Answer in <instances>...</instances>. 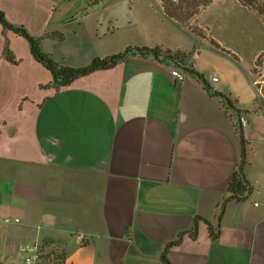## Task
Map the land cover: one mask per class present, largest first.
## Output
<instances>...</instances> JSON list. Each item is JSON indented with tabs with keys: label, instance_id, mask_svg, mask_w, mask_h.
Segmentation results:
<instances>
[{
	"label": "crops",
	"instance_id": "crops-1",
	"mask_svg": "<svg viewBox=\"0 0 264 264\" xmlns=\"http://www.w3.org/2000/svg\"><path fill=\"white\" fill-rule=\"evenodd\" d=\"M71 3L0 10L67 66L129 54L55 88L0 22V264H29L48 244L63 264H264V98L251 73L264 48H241V1L213 0L190 22L197 32L151 0L85 1L62 19ZM49 28L63 41L42 39ZM155 47L184 52L195 74L135 53ZM241 116L253 189L237 200Z\"/></svg>",
	"mask_w": 264,
	"mask_h": 264
},
{
	"label": "trees",
	"instance_id": "trees-1",
	"mask_svg": "<svg viewBox=\"0 0 264 264\" xmlns=\"http://www.w3.org/2000/svg\"><path fill=\"white\" fill-rule=\"evenodd\" d=\"M98 0H86V5L91 6L94 5ZM213 0H151L155 7H158L163 15L172 20L175 24H177L181 28H188L192 32H197L198 29L192 25L190 22L205 8L207 7ZM241 4L251 10H254L261 16H264V0H240ZM58 16L53 15V21L57 20ZM0 22L7 29L12 30L13 32L21 35L25 39L28 40L31 53L39 61L42 63L52 74L53 84L55 88H61L64 86L70 85L77 78L87 75L91 72L100 69H107L115 66L118 62L125 59L129 52L125 51L123 53L115 54L109 56L107 58H96L89 66L84 68H76L67 66L56 59L53 56L41 48V41L39 38L33 37L28 30L23 25H13L8 22L6 19L4 12L0 10ZM65 35L62 31L51 30L50 28L45 31L42 35V39H47L51 41H63ZM154 51V52H153ZM152 53L155 58H171L175 61L179 66H181L185 71L189 73L195 72L186 66V54L181 51H177L172 53L169 50H163L160 47L155 48H144L141 50L142 54ZM253 187L249 183L248 180H244L240 171H236L228 186V194L231 199H243L246 197L251 191ZM58 245L52 247V245H45V247L40 248L39 251V264H63L64 263V252L59 251ZM49 250L56 251L57 253L50 254V261L46 262L42 257L43 252H47Z\"/></svg>",
	"mask_w": 264,
	"mask_h": 264
},
{
	"label": "rangeland",
	"instance_id": "rangeland-1",
	"mask_svg": "<svg viewBox=\"0 0 264 264\" xmlns=\"http://www.w3.org/2000/svg\"><path fill=\"white\" fill-rule=\"evenodd\" d=\"M264 2V1H263ZM254 37L253 41L247 40ZM241 48L247 56H251L255 48H264V16L259 15L241 4ZM253 77L260 80L258 89L261 90L259 98L263 102L264 98V54L258 56L254 61ZM260 78V79H259ZM261 87V88H260ZM245 173V171H244ZM246 175V174H245ZM58 250L43 252L42 257L46 262L50 261V254L57 253ZM39 254V253H38ZM39 264V260H38Z\"/></svg>",
	"mask_w": 264,
	"mask_h": 264
},
{
	"label": "water",
	"instance_id": "water-1",
	"mask_svg": "<svg viewBox=\"0 0 264 264\" xmlns=\"http://www.w3.org/2000/svg\"><path fill=\"white\" fill-rule=\"evenodd\" d=\"M85 1L86 0H72L71 6L67 9L66 12H64V14L62 15V19H69L73 17L75 13H77L82 8ZM135 51H136L135 53H141V50H135ZM166 58L167 57L163 58L162 62H165ZM169 59L171 58L169 57ZM240 134H241V162L238 166V170L241 172L244 180H247L246 175L244 173V167L247 162V151H246V141L244 137V129L242 126L240 127Z\"/></svg>",
	"mask_w": 264,
	"mask_h": 264
},
{
	"label": "built area",
	"instance_id": "built-area-1",
	"mask_svg": "<svg viewBox=\"0 0 264 264\" xmlns=\"http://www.w3.org/2000/svg\"><path fill=\"white\" fill-rule=\"evenodd\" d=\"M172 74L178 80H184L185 77H186V74L184 72L178 70V69H174L172 71ZM214 79L217 80V78H214ZM240 124H241L242 127H246L248 125V121H247V119L244 116H241V118H240ZM5 221L7 223H9L11 220L7 218V219H5ZM15 221L18 222L19 219H15ZM38 260H39V254L37 253V254L33 255L32 257L28 258L27 259V262L29 264H33V263L37 262Z\"/></svg>",
	"mask_w": 264,
	"mask_h": 264
}]
</instances>
